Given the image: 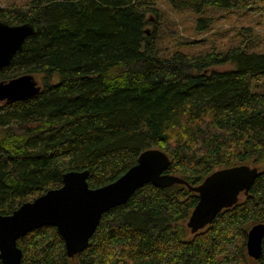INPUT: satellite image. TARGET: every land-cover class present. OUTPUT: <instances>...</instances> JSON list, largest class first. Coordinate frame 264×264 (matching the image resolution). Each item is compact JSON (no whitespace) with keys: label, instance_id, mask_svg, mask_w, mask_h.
Returning <instances> with one entry per match:
<instances>
[{"label":"trees","instance_id":"obj_1","mask_svg":"<svg viewBox=\"0 0 264 264\" xmlns=\"http://www.w3.org/2000/svg\"><path fill=\"white\" fill-rule=\"evenodd\" d=\"M184 11L209 41L221 19L235 22L231 36L188 51L205 39L179 34L172 12ZM0 20L36 26L0 81L31 74L40 85L0 102V214L59 187L67 171L87 170L90 188L108 184L150 148L191 186L218 168L258 169L195 233L186 222L198 194L148 182L103 212L71 258L55 226L19 237L20 264H264V235L258 258L246 250L248 229L264 223V35L251 29L264 26V0H0Z\"/></svg>","mask_w":264,"mask_h":264},{"label":"water","instance_id":"obj_2","mask_svg":"<svg viewBox=\"0 0 264 264\" xmlns=\"http://www.w3.org/2000/svg\"><path fill=\"white\" fill-rule=\"evenodd\" d=\"M35 32L36 26L29 21L9 24L0 20V69L21 50L25 38ZM39 91L40 85L33 75L22 74L0 81V102L28 98ZM169 162L163 151L146 149L116 180L97 188L88 186L87 170L63 173L59 187L23 202L10 214H0L1 263L20 264L22 251L17 239L43 225L56 227L64 240L66 255L73 257L87 246L102 213L124 203L139 186L148 182L159 187L181 183L198 194L186 222L190 232L195 233L209 224L220 210L235 204L258 172L257 167L248 164L218 168L198 185L191 186L181 177L164 172ZM263 235V222L248 229L246 250L250 257H259Z\"/></svg>","mask_w":264,"mask_h":264},{"label":"rangeland","instance_id":"obj_3","mask_svg":"<svg viewBox=\"0 0 264 264\" xmlns=\"http://www.w3.org/2000/svg\"><path fill=\"white\" fill-rule=\"evenodd\" d=\"M160 4L166 8V4L161 1ZM173 15L175 16L177 22H178V28H179V34L181 36H183L184 38L188 39V40H200V39H205V41H203L202 43H194L192 44V46H189V48H187L188 51L190 52H195V51H199L200 49L202 48H207L210 44H217L218 40H228L229 37L231 36L230 34L232 33V30L231 31H226L227 28H233L231 27L232 24H235V22H232V23H229L228 21L224 20V19H221L219 21V23H216L213 28H214V31L213 32H216L217 30H220L219 32H223L221 33L220 35L217 36V40L216 41H209L207 39L208 37V33L207 31L205 30H195L194 29V20H193V17L190 13L188 12H185L180 15V14H177L175 12H172ZM234 17V16H233ZM236 18V17H234ZM259 21V19L257 20V22ZM248 24H244L243 26H247ZM251 26V25H250ZM252 31L253 32H258L260 34H263L264 35V26L260 25V23L258 25L254 24L252 27H251ZM208 34V35H207ZM264 41V39H263ZM233 67V65L231 63H226L224 65H221V66H214L213 68L214 69H217V70H224V69H229ZM37 80V82L39 81V78L36 77L35 78Z\"/></svg>","mask_w":264,"mask_h":264}]
</instances>
